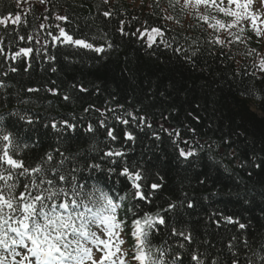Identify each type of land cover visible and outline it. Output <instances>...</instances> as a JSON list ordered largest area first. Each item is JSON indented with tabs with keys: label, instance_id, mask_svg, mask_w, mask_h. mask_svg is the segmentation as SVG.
Returning <instances> with one entry per match:
<instances>
[{
	"label": "trees",
	"instance_id": "1",
	"mask_svg": "<svg viewBox=\"0 0 264 264\" xmlns=\"http://www.w3.org/2000/svg\"><path fill=\"white\" fill-rule=\"evenodd\" d=\"M103 1L27 0L18 8L15 0H0V16L21 15L19 23L0 25V121L15 134L19 158L29 167L43 163L47 153L54 157L48 166L67 158L65 173L77 168L78 178L90 177L89 186L124 197L125 211L131 205L141 217L159 212L167 224L150 233L151 246L178 253L183 264H197L192 255L202 264H264V74L252 64L257 49L217 46L197 29L190 38L168 31L164 46L147 48L132 35L143 23L138 13L117 1L106 19ZM121 21L127 35L118 32ZM53 25L108 49L97 55L51 43L38 48L36 39L48 41ZM21 48H32L30 57L13 60ZM101 120L115 128L116 141ZM65 121L75 129L64 128ZM161 124L182 141L195 136L199 154L182 158L178 145H187L174 143L175 133ZM126 131L135 139L127 140ZM109 150L124 155L103 157ZM92 163L101 169L85 167ZM125 165L143 173L150 204L135 207L131 184L119 174ZM152 183L161 187L153 192ZM229 216L245 227L221 222ZM173 228L190 234L191 242L172 235Z\"/></svg>",
	"mask_w": 264,
	"mask_h": 264
},
{
	"label": "snow or ice",
	"instance_id": "2",
	"mask_svg": "<svg viewBox=\"0 0 264 264\" xmlns=\"http://www.w3.org/2000/svg\"><path fill=\"white\" fill-rule=\"evenodd\" d=\"M15 2L19 8L23 3H27V0H15ZM107 2L108 0H104V3ZM168 2L169 8L173 11L177 6L181 10H194L202 16L204 23L214 30L217 26L221 29H232L241 21H250L251 31L257 40L264 39V28L260 27V24H264V18L255 11H249V5L253 0H227V6L224 5V0H168ZM40 3H44V0H40ZM258 3L264 6V0H258ZM233 5L235 8L232 7ZM155 6L159 7V0ZM202 8L206 11L215 9L216 12L233 18L232 22L223 23L210 13L205 15L201 12ZM104 15L107 17L111 13L106 11ZM164 18L172 19L171 16ZM56 19L66 20L67 17L58 15ZM212 20H215V23H212ZM9 21L12 24L19 23L21 15L16 13L0 16V25L7 26ZM245 30V28L240 29L241 32ZM59 32L60 36H53V40L58 43L90 49L96 53L105 51L103 47H96L83 39H74L64 28H60ZM121 33L127 35L123 29ZM153 34L163 35L160 28H152L150 32L138 29L133 35L141 38L147 35L148 47H152L155 42ZM215 43L223 44L225 41L217 36ZM227 43L231 44L232 41L228 40ZM32 51V48H21L15 55L27 56ZM2 53L3 49L0 48V54ZM259 70L264 72V59L260 61ZM29 91L35 90L29 89ZM81 91L86 89L81 88ZM64 99L67 100L69 97L65 96ZM128 115L132 114L128 113ZM133 119L137 118L133 117ZM144 119L140 117L138 122L143 123ZM115 120L124 125L130 123L120 116H116ZM27 123L31 124L32 121L28 120ZM64 125L66 129H75V125L67 121ZM52 127L55 129L56 124ZM100 127L105 129L108 139L111 141L118 139L115 128L109 126L105 120L100 121ZM148 127L151 125L149 124ZM87 131H94L92 125L88 126ZM124 136L127 140L135 139L131 132L126 131ZM176 136H179V132H176ZM156 138L159 139L158 136ZM185 143L187 144V141ZM23 147L27 148V145ZM21 151L22 148L17 143L15 134L0 127V264H169L165 250H153L149 240L153 230L167 224L165 216L160 215L159 212L155 215L146 212L141 217L133 211L131 235L135 240V246L129 249L124 246L127 220L120 218L121 205L112 195L95 185L89 186L87 179L90 177L78 178L76 173L80 170L77 168H71L65 173L63 164L67 158L61 159L56 166H48L53 162L54 157L52 153H47L43 163L29 167L19 158ZM60 155L64 156L63 153ZM123 155L124 153L120 151L109 150L103 154V157L113 158ZM179 155L187 159L193 156L194 152L180 148ZM111 162L117 163L116 160ZM85 167L90 170L101 169L98 163L86 164ZM256 167L259 168L260 164H256ZM108 171L112 172L115 169L110 168ZM119 174L126 177L131 184L132 196L138 202L135 207L140 206V201L151 203V193L143 190L146 185L142 183L144 180L142 172L125 165L120 169ZM160 187V184H151L153 192ZM123 199L124 197H120V200ZM174 207L175 205L170 204L168 210ZM188 207H193V204L189 202ZM224 219L228 223H239L230 216ZM239 227L243 229L245 225L239 223ZM172 235L182 236L184 240L191 242L190 234L185 235L176 228L172 229ZM180 247L184 245L181 244ZM191 258L197 264H202L197 255H192ZM172 264H183L178 253L172 257ZM233 264L236 262L233 261Z\"/></svg>",
	"mask_w": 264,
	"mask_h": 264
},
{
	"label": "rangeland",
	"instance_id": "3",
	"mask_svg": "<svg viewBox=\"0 0 264 264\" xmlns=\"http://www.w3.org/2000/svg\"><path fill=\"white\" fill-rule=\"evenodd\" d=\"M255 2H256V4H255V8L253 6V10L256 9V10L260 11L261 12L260 13L261 18H264V6L259 5L258 0H255ZM261 25L264 27V24H261Z\"/></svg>",
	"mask_w": 264,
	"mask_h": 264
}]
</instances>
